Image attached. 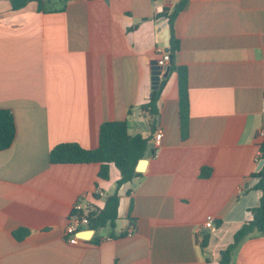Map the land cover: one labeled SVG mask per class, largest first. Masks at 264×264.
Segmentation results:
<instances>
[{
	"label": "crops",
	"instance_id": "0c3cea01",
	"mask_svg": "<svg viewBox=\"0 0 264 264\" xmlns=\"http://www.w3.org/2000/svg\"><path fill=\"white\" fill-rule=\"evenodd\" d=\"M39 1L42 9L30 0L14 10L0 0V109L16 131L0 151V264H218L261 196L252 174L264 121V0H188L178 13L171 61L187 75L183 131L171 67L157 116L141 109L168 29L158 15L179 0ZM110 121L148 137L147 163L119 188L114 228L69 245L73 205L102 208L120 175L110 164L104 180L98 163L50 164L48 155L62 143L95 149ZM231 264H264V235L242 241Z\"/></svg>",
	"mask_w": 264,
	"mask_h": 264
},
{
	"label": "trees",
	"instance_id": "16d2710c",
	"mask_svg": "<svg viewBox=\"0 0 264 264\" xmlns=\"http://www.w3.org/2000/svg\"><path fill=\"white\" fill-rule=\"evenodd\" d=\"M14 10L27 4L30 0H10ZM42 9L41 1L37 0ZM188 0H179L170 12L164 9L158 16L167 20L169 29V56L174 58L178 50V43L174 37L173 23L178 13L185 7ZM171 70H176L178 74L179 88V118L181 130L186 127L189 117V100L187 90V75L184 68L176 67L174 64ZM166 78L161 80L158 88L152 89L149 101L141 107L151 117H156L157 102L161 91L165 85ZM15 124L10 111L0 109V151L8 149L15 137ZM148 145V137L140 134L130 135L125 121H110L102 123L99 127L98 145L95 149L86 150L75 143H62L54 146L48 155L50 164H78V163H98L100 168L98 177L107 180L109 177V166L113 164L118 170L120 178L115 185V191L105 199L102 208H88L90 225L95 230H101L109 224V228H114L117 220V209L119 203L118 190L126 184L131 183L134 178L141 173L135 168L139 160L144 159ZM260 160L264 161V141L259 147ZM257 181L253 186L254 190L261 192L259 204L249 209L252 218L244 223L233 235L232 242L219 252L218 264H231L233 257L246 238L255 235H264V164L259 172L252 174ZM203 245V243H202Z\"/></svg>",
	"mask_w": 264,
	"mask_h": 264
},
{
	"label": "built area",
	"instance_id": "2783aa9c",
	"mask_svg": "<svg viewBox=\"0 0 264 264\" xmlns=\"http://www.w3.org/2000/svg\"><path fill=\"white\" fill-rule=\"evenodd\" d=\"M169 61V54L162 52L159 59L157 60V65L164 69ZM261 112L264 114V91L262 94L261 100ZM163 133L160 129H157L153 132L152 135V144L154 148L157 149L160 146V142L162 139ZM257 138L260 140V143L264 141V121L257 131ZM260 157V154H259ZM213 217L208 216L204 223V227L209 229L213 226ZM90 233L87 239H82L79 237L81 233ZM95 233V229H93L90 225L89 219V210L87 207H84L80 203H75L72 208V213L69 217L68 224L63 229V236L66 242L69 245H77L81 241H88ZM127 235H131V231L127 233Z\"/></svg>",
	"mask_w": 264,
	"mask_h": 264
},
{
	"label": "water",
	"instance_id": "95a60500",
	"mask_svg": "<svg viewBox=\"0 0 264 264\" xmlns=\"http://www.w3.org/2000/svg\"><path fill=\"white\" fill-rule=\"evenodd\" d=\"M163 39H164V50H163V52L169 54V32H168L167 28L164 29ZM151 65H152V71H153V76L151 78L152 89L156 90L158 88L159 82L161 80L165 79L167 77L168 73H169L170 67L172 65L171 57L169 56L168 64H167V66L164 69H162L160 66L157 65V61L156 60L152 61ZM146 163H147V161L145 159L139 160L137 165H136L135 171L139 172V173L143 172L144 169H145ZM263 164H264V161L260 160L258 165H257V167H256V169H255V172H259L261 170ZM108 228H109V224L106 225V227L102 229V231L100 233L101 237H104L106 235V231H107ZM89 235H90V233H85L84 232V233H81L79 235V237L82 238V239H87L89 237Z\"/></svg>",
	"mask_w": 264,
	"mask_h": 264
}]
</instances>
